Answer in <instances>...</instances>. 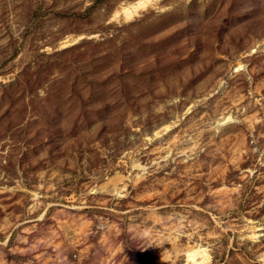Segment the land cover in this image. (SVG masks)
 <instances>
[{
    "label": "rangeland",
    "instance_id": "1",
    "mask_svg": "<svg viewBox=\"0 0 264 264\" xmlns=\"http://www.w3.org/2000/svg\"><path fill=\"white\" fill-rule=\"evenodd\" d=\"M0 0V264H264V0Z\"/></svg>",
    "mask_w": 264,
    "mask_h": 264
},
{
    "label": "bare ground",
    "instance_id": "2",
    "mask_svg": "<svg viewBox=\"0 0 264 264\" xmlns=\"http://www.w3.org/2000/svg\"><path fill=\"white\" fill-rule=\"evenodd\" d=\"M152 3V0H138L135 3L129 4L122 8L121 15L125 19H131L136 16L140 11L147 8ZM197 251H194L189 254V258L193 260V264H204L206 262L207 255H202L200 260H195Z\"/></svg>",
    "mask_w": 264,
    "mask_h": 264
}]
</instances>
